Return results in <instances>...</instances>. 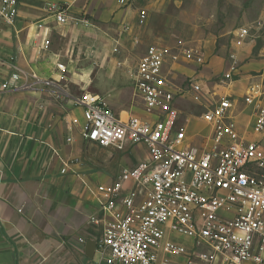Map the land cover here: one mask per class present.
<instances>
[{"label":"built area","instance_id":"1","mask_svg":"<svg viewBox=\"0 0 264 264\" xmlns=\"http://www.w3.org/2000/svg\"><path fill=\"white\" fill-rule=\"evenodd\" d=\"M47 10L59 25L70 19L64 3L48 4ZM17 17L18 0H0V34L14 27ZM146 19L147 11H138L135 24ZM247 37V29H238L234 45L241 47ZM48 45L44 38L40 49ZM206 64L202 51L187 43L171 53L150 49L132 74L133 95L145 117L116 115L98 96L65 93L58 82L63 76L45 79L8 64L0 92L45 88L81 110L85 141L143 155L92 191L99 217L89 222L101 225L96 246L106 264H264V144L241 133L239 120L247 113L251 133L264 136V86L252 83L239 97L215 96L195 70L178 81L176 66ZM234 75L232 67L222 72L217 85L229 86ZM181 101L204 110L200 119L207 132L199 142L190 133L189 117L181 123Z\"/></svg>","mask_w":264,"mask_h":264},{"label":"crops","instance_id":"2","mask_svg":"<svg viewBox=\"0 0 264 264\" xmlns=\"http://www.w3.org/2000/svg\"><path fill=\"white\" fill-rule=\"evenodd\" d=\"M43 1L64 3L69 15L92 5L89 0ZM102 1L104 15L109 9ZM19 10L18 2L14 27L0 34V82L9 76V63L57 79L55 54L48 47L40 49L50 29L42 33L27 18L20 19ZM205 60L207 64L197 72L203 84L205 77L222 73L212 69V57ZM247 81L245 76L239 83ZM235 83L221 94L241 96L247 85L238 96ZM82 124L80 109L45 88L0 92V264H106L96 246L101 225L89 219L99 217L92 191L113 180L103 166L91 162V144L80 134ZM129 153L135 163L143 158ZM185 239L190 245L191 240Z\"/></svg>","mask_w":264,"mask_h":264},{"label":"rangeland","instance_id":"3","mask_svg":"<svg viewBox=\"0 0 264 264\" xmlns=\"http://www.w3.org/2000/svg\"><path fill=\"white\" fill-rule=\"evenodd\" d=\"M89 1L91 7L80 14H68V22L59 25L43 0H18L20 19L27 18L25 21L42 33L50 29L48 48L56 56L55 68L59 72L54 80L63 76L59 86L71 96H98L116 115L145 117L133 95L135 67L150 49L171 53L179 43L198 47L209 60L212 57L211 67L218 73L232 67L236 95L252 83L264 86V0H133L124 7L117 6L116 0H104L109 9L104 15L102 0ZM141 10L147 11V19L138 26L135 17ZM240 28L248 30V37L241 47H236L235 35ZM57 65L64 71L60 72ZM175 69L179 82L188 71L201 70L185 65ZM245 76L248 81L241 85L239 80ZM204 80L205 89L215 96L222 95L226 87L217 85L216 75ZM178 108L183 115L181 123L185 116L189 117L190 133L199 142L207 132L200 119L204 110L187 101H181ZM239 120L241 133H247L252 140L261 139L264 144V136L251 133V117L247 113ZM90 149L91 162L103 166L112 180L136 161L129 151L103 149L94 144ZM176 239L186 245L185 238Z\"/></svg>","mask_w":264,"mask_h":264},{"label":"water","instance_id":"4","mask_svg":"<svg viewBox=\"0 0 264 264\" xmlns=\"http://www.w3.org/2000/svg\"><path fill=\"white\" fill-rule=\"evenodd\" d=\"M94 247V245H92Z\"/></svg>","mask_w":264,"mask_h":264}]
</instances>
